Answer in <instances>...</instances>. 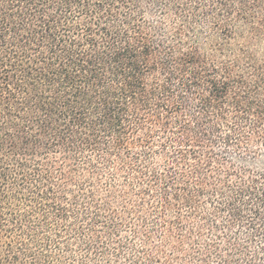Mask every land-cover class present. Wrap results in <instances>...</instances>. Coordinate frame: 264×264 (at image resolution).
<instances>
[{"label":"trees","instance_id":"1","mask_svg":"<svg viewBox=\"0 0 264 264\" xmlns=\"http://www.w3.org/2000/svg\"><path fill=\"white\" fill-rule=\"evenodd\" d=\"M0 264H264V0H0Z\"/></svg>","mask_w":264,"mask_h":264}]
</instances>
